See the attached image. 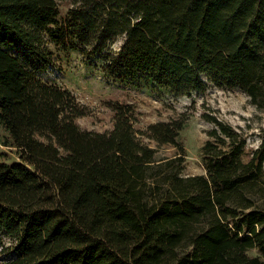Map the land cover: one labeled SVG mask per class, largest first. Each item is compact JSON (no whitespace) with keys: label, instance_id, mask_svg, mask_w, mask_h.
Returning a JSON list of instances; mask_svg holds the SVG:
<instances>
[{"label":"trees","instance_id":"trees-1","mask_svg":"<svg viewBox=\"0 0 264 264\" xmlns=\"http://www.w3.org/2000/svg\"><path fill=\"white\" fill-rule=\"evenodd\" d=\"M53 47L134 88L204 76L264 109V0H0V264H264V137L245 159L246 134L205 111L204 171L185 175L186 112L138 131L111 102V128H81L86 107L40 77Z\"/></svg>","mask_w":264,"mask_h":264},{"label":"rangeland","instance_id":"rangeland-1","mask_svg":"<svg viewBox=\"0 0 264 264\" xmlns=\"http://www.w3.org/2000/svg\"><path fill=\"white\" fill-rule=\"evenodd\" d=\"M65 9V7H62ZM122 41V40H121ZM121 41L114 45L118 48ZM54 61L40 73L42 80L55 82L69 88L87 112L78 116L76 123L87 130L106 131L113 124L111 102H126L134 106L136 121L134 128L145 129L148 124L166 121L182 113L189 115L185 129L181 131L185 146V165L183 173L201 174L204 171L199 147L206 139L205 130L210 124L202 117L208 111L216 114L230 125L243 131L247 136L244 158L250 157L264 137V109H258L251 98L238 86H218L208 82L203 91L175 95L171 91L159 89L134 88L125 83H117L104 76L95 66L85 64L77 52H63L54 48ZM141 139L156 146L161 155H171L176 149L169 145H156L144 134ZM1 151H8L0 144ZM1 159V156H0ZM264 169V162H263ZM249 254H259L251 249ZM10 256L0 255V260Z\"/></svg>","mask_w":264,"mask_h":264}]
</instances>
